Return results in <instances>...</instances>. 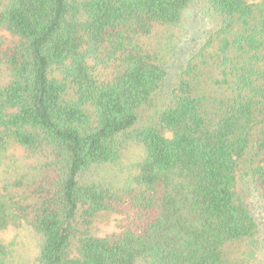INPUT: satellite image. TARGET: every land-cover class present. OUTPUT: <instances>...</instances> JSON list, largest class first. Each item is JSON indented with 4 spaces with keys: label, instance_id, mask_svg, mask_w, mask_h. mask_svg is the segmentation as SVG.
I'll list each match as a JSON object with an SVG mask.
<instances>
[{
    "label": "trees",
    "instance_id": "16d2710c",
    "mask_svg": "<svg viewBox=\"0 0 264 264\" xmlns=\"http://www.w3.org/2000/svg\"><path fill=\"white\" fill-rule=\"evenodd\" d=\"M193 7L212 28L140 121ZM263 152L264 0H0V264H264Z\"/></svg>",
    "mask_w": 264,
    "mask_h": 264
},
{
    "label": "rangeland",
    "instance_id": "374dc122",
    "mask_svg": "<svg viewBox=\"0 0 264 264\" xmlns=\"http://www.w3.org/2000/svg\"><path fill=\"white\" fill-rule=\"evenodd\" d=\"M214 23L211 16L203 12L201 8H191L184 12L180 23L174 27L167 28L159 40L161 45L162 59L166 65V79L164 90L155 96V105L144 109L140 113V121H149L155 114V111L162 104L169 84L175 76L181 71L183 65L192 54V52L204 40L206 32L212 28ZM139 150L132 148L129 151V159H133ZM264 158V152L262 154ZM124 173L114 170L111 175L114 178L122 179ZM249 195V194H248ZM259 200L255 199L251 203L252 212L258 223L264 229V212L259 210ZM119 215L107 211H101L96 214L91 223V231L96 236H105L118 231ZM263 232H260V234ZM264 245V241L262 242ZM262 251L257 250L256 254Z\"/></svg>",
    "mask_w": 264,
    "mask_h": 264
}]
</instances>
